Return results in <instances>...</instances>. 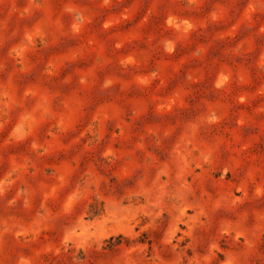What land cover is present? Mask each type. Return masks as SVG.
Returning a JSON list of instances; mask_svg holds the SVG:
<instances>
[{"label": "rangeland", "instance_id": "obj_1", "mask_svg": "<svg viewBox=\"0 0 264 264\" xmlns=\"http://www.w3.org/2000/svg\"><path fill=\"white\" fill-rule=\"evenodd\" d=\"M0 264H264V0H0Z\"/></svg>", "mask_w": 264, "mask_h": 264}]
</instances>
